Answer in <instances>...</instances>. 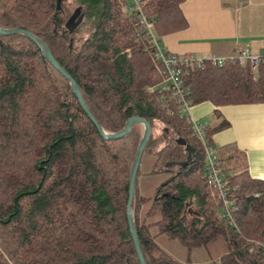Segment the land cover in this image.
<instances>
[{"label":"trees","instance_id":"16d2710c","mask_svg":"<svg viewBox=\"0 0 264 264\" xmlns=\"http://www.w3.org/2000/svg\"><path fill=\"white\" fill-rule=\"evenodd\" d=\"M73 1L74 11L63 0H0V29L43 41L105 133L121 131L131 117L150 124L141 157L154 158L147 175L170 177L148 198L139 193L137 172L131 210L145 263L193 264V250L222 239L229 252L219 264H264V181L249 175L244 153L232 145L215 151L232 189L231 219L223 220L206 180L204 147L165 90L163 65L139 14L127 13L125 0ZM183 1H141L157 40L187 27ZM82 24L89 32L76 46ZM182 78L190 107L210 103L217 120L219 107L264 103V64L253 71L208 62ZM158 126L166 140L154 135ZM228 126L221 119L203 128L207 145ZM143 133L134 125L122 139H104L40 49L23 35H0V264H140L126 207ZM160 236L182 245L187 260L163 251Z\"/></svg>","mask_w":264,"mask_h":264},{"label":"crops","instance_id":"0c3cea01","mask_svg":"<svg viewBox=\"0 0 264 264\" xmlns=\"http://www.w3.org/2000/svg\"><path fill=\"white\" fill-rule=\"evenodd\" d=\"M180 10L187 27L158 39L161 49L178 56L205 58H227L241 50L264 56V0H184ZM212 109L216 110L210 103L193 106L199 119ZM217 111L229 126L212 136L213 147L232 145L244 153L249 175L259 180L250 168L247 147L258 149L264 155L261 151H264V133L260 137L259 132H255V126L264 121V103L223 106ZM189 117L193 120L190 111ZM220 120L203 128L216 126ZM239 124H242L241 133L231 134ZM222 134L226 137L215 141Z\"/></svg>","mask_w":264,"mask_h":264},{"label":"built area","instance_id":"2783aa9c","mask_svg":"<svg viewBox=\"0 0 264 264\" xmlns=\"http://www.w3.org/2000/svg\"><path fill=\"white\" fill-rule=\"evenodd\" d=\"M143 0H131V5L126 8L127 13L135 12L139 14L140 23L151 38L155 47V56L162 63L166 75L165 90L171 92L178 103L179 115L185 117L189 125L196 133L205 150V175L210 187L217 191V199L222 203L223 210L220 218L230 220L232 202L229 200L231 188L225 179L222 169L219 167L215 155L216 148L208 146L204 137L203 129L199 128L189 117L190 103L186 99L187 91L184 86L183 75L191 69L201 68L205 63H211L215 66H222L226 63H238L240 65L249 64L253 71H256L260 64H264V56L251 55L247 50L238 51L234 56L227 58H205L193 56H178L167 52L159 47L158 40L154 37L151 23L148 22L141 13L140 3ZM264 255V245H261Z\"/></svg>","mask_w":264,"mask_h":264},{"label":"rangeland","instance_id":"374dc122","mask_svg":"<svg viewBox=\"0 0 264 264\" xmlns=\"http://www.w3.org/2000/svg\"><path fill=\"white\" fill-rule=\"evenodd\" d=\"M128 5H130L131 0H125ZM63 7L68 8L71 11H74L75 8H77L76 3L73 0H63ZM88 25L82 24V29L80 30V33L76 36V43L75 45L78 46L81 42V40L86 36L88 33ZM211 107V106H210ZM215 110H209L207 111L203 119H199L195 116V110H193V107H190V115L193 118L194 123L201 129H203L204 126L207 124L215 125L216 123V117L214 115ZM257 116H261L257 115ZM264 127V121L255 126V132H259L260 137L262 136V133H264V129L261 130V128ZM242 124L237 125V129L234 130L232 133L238 131L240 134L242 131ZM161 127H156L153 131L154 135L158 137L159 139L166 140L167 135L165 133H162ZM166 137H164V136ZM226 134H222L219 138H215V141H222V137ZM163 136V137H162ZM246 138V136H245ZM219 142V141H218ZM216 143V142H215ZM159 147V146H158ZM157 147V148H158ZM154 152L156 151V149ZM248 148V154L250 160L249 165L252 170V173L255 176H258L260 179L264 181V155L260 152H258V149L254 150L251 149V147ZM254 150V151H253ZM264 152L263 150H261ZM154 158L149 155H144L141 159L140 166H139V176L137 178V186L139 193L142 196L153 198L158 190V188L169 179L170 173L164 172L162 174L158 175H147L148 172L152 169ZM152 233H155V230L152 231ZM156 243L158 246L165 251L170 257H172L174 260L179 262H185L187 260V252L186 249L180 245L177 241H172L166 238L165 236H160L156 239ZM229 252L228 245L222 240L217 239L210 245H208L206 248L202 249H196L191 252V255L189 257L190 261L193 264H219V258L221 255Z\"/></svg>","mask_w":264,"mask_h":264},{"label":"water","instance_id":"95a60500","mask_svg":"<svg viewBox=\"0 0 264 264\" xmlns=\"http://www.w3.org/2000/svg\"><path fill=\"white\" fill-rule=\"evenodd\" d=\"M56 8H57V10L61 9L59 3H58ZM0 35H2V36L23 35L26 38H28L31 42H33L40 49L42 55L49 62V64L58 73H60L62 75V77L69 83L71 90H72L73 94L75 95L80 107L86 113V115L89 117L90 121L93 123V125L98 130L99 134L104 139H106V140H119V139H122L123 137H125L127 134H129L134 125H142L143 126V128H144L143 137H142V139L138 145L136 156H135V159L133 161V164H132V167L130 170L128 203H127V207H126V216H127L128 227H129V233H130L131 239L133 241L134 250H135V253H136L137 258L139 260V263L140 264H146L144 257H143V254H142V251H141V248H140L138 236L136 233V228H135V225L133 222L131 207H132V202H133V198H134V190H135V186H136V177H137V172H138V169L140 166L141 157H142V154L144 152V149L146 147V144H147V142L150 138L151 132H152L150 124L142 118L131 117L127 120L124 128L121 131L114 133V134L105 133L101 129V127L98 125V123L95 121V119L91 115L90 111L88 110V108H87V106L83 100V97L80 93V90H79L78 86L76 85L75 81L67 74V72L54 59L50 50L48 49V47L46 46V44L43 41L34 37L28 31L18 30V29H14V30H2V29H0ZM176 143L179 145H182V146L185 145V143L181 139L176 140ZM185 150L188 152V155H190V153H192V149L190 146H185Z\"/></svg>","mask_w":264,"mask_h":264}]
</instances>
